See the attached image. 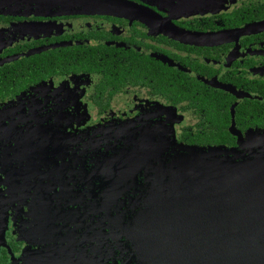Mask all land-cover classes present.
Wrapping results in <instances>:
<instances>
[{
    "label": "flooded vegetation",
    "instance_id": "1",
    "mask_svg": "<svg viewBox=\"0 0 264 264\" xmlns=\"http://www.w3.org/2000/svg\"><path fill=\"white\" fill-rule=\"evenodd\" d=\"M253 132L264 0H0V264H142L162 146Z\"/></svg>",
    "mask_w": 264,
    "mask_h": 264
},
{
    "label": "water",
    "instance_id": "2",
    "mask_svg": "<svg viewBox=\"0 0 264 264\" xmlns=\"http://www.w3.org/2000/svg\"><path fill=\"white\" fill-rule=\"evenodd\" d=\"M175 141L159 152L168 189L152 194L125 230L140 263L264 264V132L237 149Z\"/></svg>",
    "mask_w": 264,
    "mask_h": 264
}]
</instances>
